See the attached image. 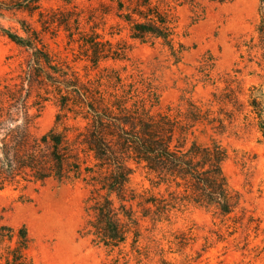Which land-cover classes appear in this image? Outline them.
I'll use <instances>...</instances> for the list:
<instances>
[{
    "label": "trees",
    "instance_id": "trees-1",
    "mask_svg": "<svg viewBox=\"0 0 264 264\" xmlns=\"http://www.w3.org/2000/svg\"><path fill=\"white\" fill-rule=\"evenodd\" d=\"M51 1L0 0V17L9 13L28 18L16 21L14 30L0 25L1 36L27 54L19 64L18 83L0 85V185L82 182L87 189L82 234L112 255L110 264H142L152 258L169 264L163 238L153 233L188 207L232 219L234 225L243 220L240 195L230 189L222 169L227 150L211 136L200 142L204 135L194 134L210 131L223 136L252 127L264 139L262 86L249 87L244 101H239L240 88L229 78L205 103L187 101L171 113L169 107L159 108L158 96L143 81L126 82L112 69L102 70L93 80L81 78L47 49L44 35L52 37L62 30L67 45L75 44L79 57L93 69L108 60L122 61L125 49L104 40L96 27L81 32L80 15L74 11L44 10L42 4ZM232 1L128 0L125 5L116 0V17L127 26L130 39L158 40L178 61L182 46L175 49L173 6ZM258 16L255 42L250 39L238 48L247 53L256 49L264 62V0H259ZM204 78L210 81L207 74ZM49 98L58 108L56 126L45 135H30L35 116L29 110L36 108L38 113ZM63 121L75 125L57 132ZM136 176L142 179L139 188L132 186ZM170 236L166 244L182 254L189 238L184 233ZM29 242L24 227H0V264H30L25 255Z\"/></svg>",
    "mask_w": 264,
    "mask_h": 264
},
{
    "label": "rangeland",
    "instance_id": "rangeland-1",
    "mask_svg": "<svg viewBox=\"0 0 264 264\" xmlns=\"http://www.w3.org/2000/svg\"><path fill=\"white\" fill-rule=\"evenodd\" d=\"M127 1L121 0L125 5ZM42 6L44 10L74 11L80 15L81 32L96 27L104 40L120 43L125 49L122 61L108 60L93 69L79 57L75 44L67 45L64 32L59 30L52 37L43 36L52 54L81 78L93 80L102 70L112 69L126 82L150 84L161 110L169 107L174 113L187 101L205 103L212 93L223 89L229 78L240 88L239 101H244L251 86H262L264 90V62L259 52L253 49L247 53L244 47L238 48L243 42L256 40L259 0L172 5L175 49L182 46L178 61L158 40L141 43L130 39L127 26L116 17V0H71L69 4L54 0ZM21 19L28 20L25 15L3 13L0 25L14 30L18 27L16 21ZM26 58V53L0 34V85L18 83L15 79L19 64ZM205 74L210 81L204 80ZM33 100L34 94L29 105ZM57 114L58 108L51 98L41 104L38 113L31 108L29 115L35 118L29 127L30 135H45L56 126ZM74 125L72 121H63L57 124L56 131ZM194 135H204L199 137L200 142H207L211 136L227 150L229 157L223 164V173L230 189L240 195L245 216L234 225L232 219H222L196 207L177 213L170 224L153 233L157 239L163 238L162 247L168 252L165 261L185 264L187 258L188 264H264V139L252 127L232 130L223 136L210 131H197ZM141 180L134 177L132 186L139 188ZM86 196L87 189L80 181L0 185V227L26 229L30 242L25 255L30 264H110L112 255L91 244L82 234ZM171 233H184L189 238L182 254L166 244L173 239ZM144 244L145 240H141ZM142 264L159 262L152 258Z\"/></svg>",
    "mask_w": 264,
    "mask_h": 264
}]
</instances>
